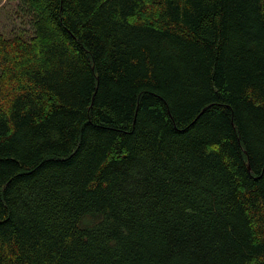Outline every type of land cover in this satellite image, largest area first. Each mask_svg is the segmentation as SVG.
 <instances>
[{
  "label": "trees",
  "instance_id": "obj_1",
  "mask_svg": "<svg viewBox=\"0 0 264 264\" xmlns=\"http://www.w3.org/2000/svg\"><path fill=\"white\" fill-rule=\"evenodd\" d=\"M22 3L0 264H264V0Z\"/></svg>",
  "mask_w": 264,
  "mask_h": 264
},
{
  "label": "rangeland",
  "instance_id": "obj_2",
  "mask_svg": "<svg viewBox=\"0 0 264 264\" xmlns=\"http://www.w3.org/2000/svg\"><path fill=\"white\" fill-rule=\"evenodd\" d=\"M22 0H0V30L5 35H29L32 26L30 13L24 12Z\"/></svg>",
  "mask_w": 264,
  "mask_h": 264
}]
</instances>
